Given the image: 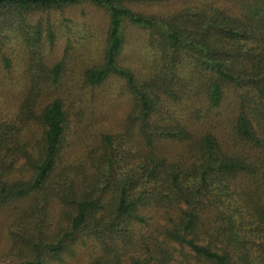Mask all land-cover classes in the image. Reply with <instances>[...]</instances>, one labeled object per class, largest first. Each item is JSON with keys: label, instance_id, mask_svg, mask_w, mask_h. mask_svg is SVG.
<instances>
[{"label": "trees", "instance_id": "obj_1", "mask_svg": "<svg viewBox=\"0 0 264 264\" xmlns=\"http://www.w3.org/2000/svg\"><path fill=\"white\" fill-rule=\"evenodd\" d=\"M168 1L0 0V60L13 66V45L29 83L18 107L0 113V208L28 202L12 231L19 264L61 262L80 239L100 249L88 264L180 255L264 264V8L256 1L233 16L182 0L191 3L157 15L127 5ZM83 3L109 17L102 62L85 81L123 78L131 108L122 129L73 158L64 100L38 106L43 85L61 77L62 63L46 60L58 34L52 14ZM126 24L145 30L156 53L146 78L120 63ZM49 216L58 233L44 230Z\"/></svg>", "mask_w": 264, "mask_h": 264}, {"label": "rangeland", "instance_id": "obj_2", "mask_svg": "<svg viewBox=\"0 0 264 264\" xmlns=\"http://www.w3.org/2000/svg\"><path fill=\"white\" fill-rule=\"evenodd\" d=\"M256 1L264 8V0L192 2L212 4L233 16H241L244 6L252 5ZM189 3L191 2L172 0L127 5L138 13L165 15ZM52 18L57 21L58 34L54 45L47 49L46 60L51 66L62 63L61 77L54 85H43L38 109L41 111L54 98L64 100L69 117L66 145L72 157L77 158L85 155L86 150L99 141L102 133H113L122 129L131 108V97L125 80L117 75H111L99 85H91L85 81L86 70L102 62L109 27L107 12L97 6L83 3L54 12ZM124 34L126 44L120 63L132 69L137 76L148 77L157 65L156 53L148 44V33L126 24ZM14 48L13 45L6 48L7 53L13 57V66L10 69H6L0 60V113L16 109L21 102V90H27L29 87L22 56L14 53ZM43 132L41 122H31L29 135L39 140ZM27 204L26 201H20L0 208V264H19L21 261V258L11 251L14 244L12 231ZM55 214L58 220L59 211L56 210ZM54 223L53 217L49 216L44 230L58 233L60 230H57ZM211 226L212 224L209 225ZM96 246L88 240L80 239L72 255H66L61 262L49 259L46 264H88L100 251ZM185 252L187 255L189 251L185 249ZM174 264L207 263L193 256L187 260L180 255Z\"/></svg>", "mask_w": 264, "mask_h": 264}]
</instances>
